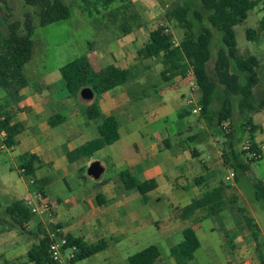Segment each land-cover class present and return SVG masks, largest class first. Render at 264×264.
Masks as SVG:
<instances>
[{"label":"crops","instance_id":"obj_1","mask_svg":"<svg viewBox=\"0 0 264 264\" xmlns=\"http://www.w3.org/2000/svg\"><path fill=\"white\" fill-rule=\"evenodd\" d=\"M100 32L104 42L89 45L84 53L94 70L110 66L136 68L135 76L128 83L99 98L100 119L88 120L82 112V107L91 105L96 96L91 100L73 97L61 74L64 65L83 55L51 66L46 62L48 55L41 52L36 35L38 52L34 49L23 70L27 86L20 91V100L10 103L4 110L11 118L10 124H20L23 130L13 147H0V154L6 152L9 158L19 161L20 168H23L25 156H34L33 175L29 176L34 180L30 183L35 190L29 191L26 198L40 192L53 205L51 219L45 215L35 216L33 220L42 223L47 232L58 227L66 236L72 235L88 244L106 240L108 247L103 251L106 252L115 251L116 246L125 243L131 244V238L152 231L154 227L165 240L182 234L187 227H192L198 236L203 221L212 219L215 222L209 231H216L215 225L222 230L220 247L224 261L198 263L193 259L190 264H264L239 255L246 253L240 237L227 242V229L224 228L232 221L230 211L224 210L213 217L201 215L203 211L186 220L180 217V209L224 184L232 173V169L224 165L222 152L213 139L216 136L209 131L207 120L199 116L200 119L186 121L190 115H199L192 110L201 106L202 93L195 80L186 73L168 82L151 83L150 73L156 70L161 78L164 66L159 58L139 57L138 52L150 38V34L147 37L143 32L142 25L127 35L105 29ZM6 97V92L0 88V105L5 104ZM109 116H115L119 122V140L85 156L82 148L100 137L99 126ZM174 117L179 120L176 128L171 127ZM252 119L256 127L253 140L261 147L264 145V107L254 113ZM95 162L103 167L98 177L89 173ZM222 168L227 173L220 181ZM123 171L140 181L156 182L157 188L148 193V202L138 190L125 189L120 176ZM75 173L84 179L79 184L78 194L64 200L60 197L51 200L46 188L62 180L72 192L67 178ZM259 179L264 180V177ZM13 236V233H6L1 237L7 239L8 244L0 245V264H34L27 251H19L18 240H12ZM11 241H16V245ZM179 243L173 242L170 251ZM158 248L160 257L155 264H177L171 254H163ZM129 257L126 264H129Z\"/></svg>","mask_w":264,"mask_h":264},{"label":"trees","instance_id":"obj_2","mask_svg":"<svg viewBox=\"0 0 264 264\" xmlns=\"http://www.w3.org/2000/svg\"><path fill=\"white\" fill-rule=\"evenodd\" d=\"M27 11L21 20L13 19V14H6L0 3V88L7 94L5 104L0 105V133L6 132L4 141L6 147L11 148L16 143V137L23 130L20 124L11 125L10 116L4 111L6 106L20 100V91L27 86L23 74L24 67L31 60L35 49L36 30L50 24L68 20L72 17V8L64 0H20ZM84 14L90 17L102 16L106 21L101 29L119 32L127 35L134 28L141 27L139 12L131 0H81ZM210 13L188 12L178 8L168 14V18L176 19L185 29L184 37L178 44H174V36L167 32L164 26H158L150 33L148 43L138 52L141 59L160 58L164 66L161 72L163 82H168L176 75H185L192 68L196 84L201 90L202 116L211 127L221 129L223 124L229 122L230 130L225 133L222 158L224 165L234 171L236 180L241 183L247 180L252 171V165L261 161L250 158L246 150H239V144L247 133L250 134L251 151L261 155L260 147L254 142L253 135L256 127L252 115L264 107V98L257 100L254 89L260 84L258 73V58L254 55H243L238 49L235 27L243 23L250 11L258 3L255 0H200ZM86 7H85V6ZM100 21V18H99ZM210 23V26L205 24ZM100 23V22H99ZM221 35L222 47L217 54L214 70L209 71L212 60L211 44L213 30ZM264 33V19L256 29L247 30V38L256 40L259 34ZM136 68L120 69L114 66L96 71L90 64L86 55H83L61 68V74L66 82L70 95L82 98L81 92L85 88L92 90L96 99L89 106L82 107V112L88 120L102 117L99 98L106 92L128 83L135 76ZM85 100V99H84ZM218 103V107L215 105ZM235 111L246 116L245 122L235 121ZM250 126V129L248 127ZM119 122L115 116L102 120L99 126L100 137L81 152L91 156L96 151L111 145L119 140ZM214 129V128H213ZM22 164L26 169L25 175H33L34 156H25ZM125 189H136L148 202V193L157 188L154 180L140 181L128 171L120 174ZM249 177V176H248ZM251 187L253 200L264 208V180L253 178L247 180ZM232 187L220 184L207 191L202 197L195 199L191 204L179 210L183 220L203 211L205 217L218 216L222 211L228 210L236 215L238 212L245 221V209L239 206V195L232 191ZM6 213L20 227H24L34 219V214L22 201H14L7 208ZM249 223V222H248ZM46 232V231H45ZM183 240L172 247L170 254L177 264H190L195 253L200 249L201 242L192 227L182 232ZM66 248L75 247L74 256L70 264L82 262L108 247L106 240L88 244L83 239L67 235ZM45 250H39L29 258L34 264H58L48 253L47 240ZM160 257V250L152 245L129 257V264H155Z\"/></svg>","mask_w":264,"mask_h":264},{"label":"rangeland","instance_id":"obj_3","mask_svg":"<svg viewBox=\"0 0 264 264\" xmlns=\"http://www.w3.org/2000/svg\"><path fill=\"white\" fill-rule=\"evenodd\" d=\"M67 5L72 8V17L68 20L56 22L45 27H40L36 30L37 41L41 43V52L48 55V62L51 66L59 63V61H68L75 59L77 56L84 55L89 45H100L104 42L101 38V26H105L106 21L102 16L90 17L84 14L82 9L83 2L81 0H64ZM135 5V9L140 14L143 32L148 35L158 26H164L168 32L173 34L174 40L180 43L184 37L185 29L178 23L176 19H169L168 14L173 13L176 9L182 8L188 12H201L207 15L210 12L205 9L200 0H131ZM258 6L249 12L248 18L241 24L235 27L238 49L243 55H254L259 60L258 73L261 83L255 87L254 94L258 101L264 98V33L259 34L256 40L247 38L248 29H256L260 22L264 19V0H255ZM0 3L6 14H13V19L21 20L27 8L20 0H0ZM85 6V5H84ZM86 7V6H85ZM100 18V21H99ZM100 22V23H99ZM205 24L210 26L208 21ZM214 36L211 44L212 60L209 63L210 73L214 70L217 54L222 47L221 35L212 29ZM106 32V31H105ZM119 33V29H117ZM38 52V47L35 48ZM160 59V58H159ZM151 83H163L161 78L157 76L156 70L150 73ZM196 82V81H195ZM218 107V103L215 108ZM204 118L202 113L199 115H190L186 121H193L196 118ZM246 116L235 111V121L245 122ZM205 119V118H204ZM179 120L174 117L172 119V128H176ZM209 131L214 137V142L218 145L220 152H223V144L225 142V133L229 132L230 124L226 122L221 129L211 127L207 121ZM214 128V129H213ZM250 129V126L248 127ZM198 131V130H197ZM1 139V138H0ZM250 142V134L247 133L243 141L239 144V150H243L245 144ZM263 158L259 162L252 165V171L247 175V180L253 178L264 177V145H261ZM19 161L12 160L7 153L0 154V245L6 246L7 239L2 240L1 237L6 233H13L12 240L17 239L19 243V251L33 254L39 250H45V240L47 231L42 223L35 220L28 222L24 227H20L6 213V208L14 202V200L26 199L29 191L35 190L30 181L32 177L25 176L21 173ZM232 172H234L232 170ZM226 171L220 170L219 180L222 181L226 176ZM249 176V177H248ZM246 179L238 183L236 176L231 180L223 182L225 185L231 186L232 191L239 195V206L244 208L246 217L249 218V223L236 212V215L231 213L230 222L226 223L227 242L236 240L240 237V243L246 247V253L239 255L247 258L254 263L264 262V208L253 200L251 187ZM68 185L72 192H69L67 182L58 181L51 188H46L48 196L51 200L60 197L64 200L68 196L77 195L81 189L80 183L84 181L79 173L72 174L67 178ZM24 200L22 202H24ZM204 213H201L203 215ZM212 219L203 221V227L198 231V237L201 241V248L195 253L194 262L207 263L211 260L224 261L221 251V235L222 230L217 227L216 231L210 232L209 227L212 226ZM214 225V224H213ZM183 239L182 234L165 240L164 236L157 232L154 227L152 231H147L144 234L133 237L130 240L132 243H125L121 246H116L114 250H107L99 254L97 258L77 262L75 264H126L129 256H132L151 245L160 247L161 252L170 255V248L173 242L178 243ZM224 239V240H225ZM12 242V241H11ZM16 245V241L12 242ZM70 254V251H68ZM66 253V254H68ZM65 254V256H66ZM26 258V256H25ZM67 259V258H66ZM67 261H69L67 259Z\"/></svg>","mask_w":264,"mask_h":264},{"label":"built area","instance_id":"obj_4","mask_svg":"<svg viewBox=\"0 0 264 264\" xmlns=\"http://www.w3.org/2000/svg\"><path fill=\"white\" fill-rule=\"evenodd\" d=\"M168 32V30H167ZM174 44L178 45L174 40ZM187 76L191 77L195 80L194 73L192 68H189L187 70ZM191 103V100H190ZM202 111L201 106H196L192 112L195 114H200ZM0 147H6L4 141L6 139V132L2 131L0 133ZM261 149V148H260ZM248 151L250 158L259 159L261 156H263V152L261 150V155L258 152L251 151V144L248 142L245 144L244 149ZM26 169L22 168L21 173L25 174ZM234 172L230 173V175L227 177V180H231L234 177ZM31 183L34 182V180L30 181ZM25 206L34 214V216L37 217H43L46 215L48 219H51L54 215L53 208L51 202L46 199L40 192H38L35 197H28L24 200ZM47 240V247H48V253L51 257V259L58 264H64L67 262L65 258V252L70 251V255L68 256V259L70 260L74 256L75 247L72 248H66L68 241L67 236L62 232V230L58 227H53L52 229L48 230L46 235Z\"/></svg>","mask_w":264,"mask_h":264},{"label":"water","instance_id":"obj_5","mask_svg":"<svg viewBox=\"0 0 264 264\" xmlns=\"http://www.w3.org/2000/svg\"><path fill=\"white\" fill-rule=\"evenodd\" d=\"M81 96L85 100H91L94 94L91 89L85 88L82 90ZM102 172H103V167L100 165L99 162L93 163L89 169V173L94 177H98Z\"/></svg>","mask_w":264,"mask_h":264}]
</instances>
